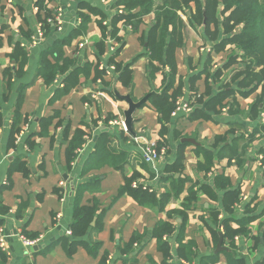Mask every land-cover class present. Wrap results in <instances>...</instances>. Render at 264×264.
<instances>
[{"label": "crops", "instance_id": "1", "mask_svg": "<svg viewBox=\"0 0 264 264\" xmlns=\"http://www.w3.org/2000/svg\"><path fill=\"white\" fill-rule=\"evenodd\" d=\"M35 2L0 0V200L9 207L0 215L5 243L0 247L6 264H263L264 164L258 158L264 148L263 103L256 116L250 114L261 88L242 95L244 89L229 79L234 92L225 105L206 112L209 118L195 117L219 91L220 79L231 67L222 68L213 80L227 61L229 45L215 52L203 26H190L180 13L185 22L183 45L175 50L176 74L169 92L180 83L177 101L188 109L175 107L161 136L159 114L149 99L169 83L164 77L168 69L148 75L144 42L154 14L144 15L136 28L119 21L118 40L109 26L116 0H44L50 15L36 9ZM89 7L105 13V36L97 23L99 14ZM58 10L61 30L52 23L40 42L27 48L38 23L48 22ZM79 12L90 16L84 29L79 28ZM68 35L71 39L62 52L73 61L72 69H78V84L56 96L63 75L54 79L59 84H47L40 73V55ZM102 37L103 51L98 53L96 44ZM222 37L220 33L218 40ZM111 57L121 64L131 62L128 86L115 71L94 79L95 69ZM48 58L54 62L51 54ZM113 84L117 93L130 94L133 101L148 95L133 113L132 131L107 124L108 119L124 121L127 109ZM10 130L17 131L13 142ZM76 130L82 131L84 143L68 164L65 149ZM103 133L109 138L101 151L110 153L104 164L97 146ZM150 142L165 148L163 158L145 160ZM134 174L154 193L151 204L120 193L124 178ZM220 175L229 181L226 188L214 186ZM204 186L212 187L218 198H210ZM228 189L240 192L231 212L221 202ZM80 206L94 208L95 213L87 231L76 237L67 232ZM214 208L220 211L218 220L211 216ZM227 219L231 227L245 230L231 241L223 237L221 222ZM159 220L174 226L164 237L170 254L165 258L153 236ZM219 235L227 250L216 251ZM23 239L35 242L26 245ZM72 242L75 250L68 255ZM180 244H188V259L178 256Z\"/></svg>", "mask_w": 264, "mask_h": 264}, {"label": "trees", "instance_id": "2", "mask_svg": "<svg viewBox=\"0 0 264 264\" xmlns=\"http://www.w3.org/2000/svg\"><path fill=\"white\" fill-rule=\"evenodd\" d=\"M44 0H36L35 5L37 9L44 10L46 15H50V11L45 8ZM115 7H121L123 14L116 13L111 17L109 26L112 36L120 40L117 36L118 22L123 21L133 28L138 27L142 22V17L150 12L154 14L153 25L148 29L145 35L144 42L146 43L148 55V75L153 76L154 72L160 68L167 67L168 72L164 77L169 78V83L164 87L160 93L150 96V103L159 114V121L162 125L161 136L165 130L164 126L169 121L171 113L176 107L177 97L180 93L181 84L169 92V88L176 74V60L175 50L183 45V29L185 22L183 21L179 12L187 16L190 26H203L204 34L209 41H214L213 50L215 52L223 50L227 45L233 46V51L227 58L223 67L219 68L212 75L213 80H217L222 74V68H228L235 63L237 58H241L244 64L242 69L237 70L232 77V83H236L237 88L244 89L240 91L242 95L252 92L261 87V95L255 99L250 106L251 116H256L259 112V106L262 104L264 97V0H161L158 4L155 0H116ZM138 8L137 10H135ZM91 13L99 14L100 18L97 20L98 26L105 36L108 28L103 24L106 18L102 11L89 7ZM81 23L79 28L84 29L86 23L90 19L89 14L79 12ZM205 19V22H204ZM204 24V25H203ZM52 22H43V28L49 32ZM212 26V29H211ZM220 33L222 38L218 40ZM70 35L57 39L51 47L44 50L40 55V73L44 81L50 84L54 81L57 75H63L62 85L56 90V96L66 94L71 88L78 84V69H72L74 65L71 59L64 57L62 52L63 45L70 41ZM103 37L96 44L98 53L103 51ZM51 54L54 62L48 58ZM113 64L114 71L118 74L117 78L122 85L128 86L131 82L130 63L121 64L109 58L104 66ZM95 77H102L105 68L95 69ZM210 75V73L208 72ZM254 84L248 89V84ZM107 84V83H105ZM234 89L230 87L229 83L220 85L219 91L213 96L209 97L205 103V109H197L195 117L209 118L206 112L217 111V107H223V101L230 96ZM206 93L210 94V88H206ZM198 102H202L201 98ZM264 108L263 104L262 107ZM261 129L264 132V123L261 124ZM16 130H10V142L14 141V134ZM98 142V150L107 163V151L103 149L105 142L109 138L108 134L103 133ZM84 143L81 130H76L75 135L72 136L69 144L65 149L66 160L69 164L75 157L76 150ZM161 145V143H160ZM158 147H162L159 146ZM262 162L264 164V148L260 150ZM121 167V165H115ZM136 175H131L124 178V183L120 188V193L128 192L139 204H151L155 199L154 193L148 188H143L141 185L132 187L131 183ZM229 185L228 179L220 175L214 179V186L217 189ZM227 187V186H226ZM224 187V188H226ZM204 192L212 199H217V193L212 187L204 186ZM239 190L228 189L223 193L222 205L228 212L234 210L239 201ZM8 206H5L0 200V215L8 212ZM95 209L88 206L77 207L74 213V219L71 225V233L73 236L79 237L84 234L90 226V222L94 217ZM220 211L217 208L211 210V216L218 220ZM2 218L0 217V226ZM223 237L233 240L234 236L244 233L243 227L233 228L229 225V220L221 222ZM174 226L168 221L159 220L153 228V236L158 243V250L163 253L164 258L170 256L169 245L165 240V236L173 233ZM132 243V242H131ZM75 242L66 249L68 255H71L75 250ZM188 244H180L178 247V256L188 259L185 249ZM6 253L0 247V264H6ZM264 264V263H263Z\"/></svg>", "mask_w": 264, "mask_h": 264}, {"label": "built area", "instance_id": "3", "mask_svg": "<svg viewBox=\"0 0 264 264\" xmlns=\"http://www.w3.org/2000/svg\"><path fill=\"white\" fill-rule=\"evenodd\" d=\"M37 9V7H35ZM124 10L121 8V7H118L117 10H116V13L118 14H123ZM48 22H52L53 24L56 25V27L61 30L62 26H61V23H62V19H61V10H58V12L53 15L52 18H50L48 20ZM44 33H45V29L43 28V24L41 23H38V26L37 28L35 29L34 33L31 35V39L29 41V43L26 44L27 48H31L33 46H36L40 40L43 38L44 36ZM105 68V72L106 73H112L115 69L114 65L113 64H110V65H107V66H104L103 64H101V67L100 69H103ZM54 82H56V84H59L60 81L59 80H55ZM98 93L97 92H94V95L93 96H96ZM180 108H183V109H188L187 107V104L185 102H180V101H177L176 102V109H180ZM107 124L108 126H112V125H119L121 126L123 129L126 130V126L124 124V121L120 120H116V119H108L107 120ZM165 148L164 147H158L156 143L154 142H150L149 144H147V146L145 147V153H144V158L145 160L147 161H156L158 159H161L164 157L165 155ZM259 159L262 158L261 155L258 156ZM264 168V166H262ZM138 185H141L143 188H148L150 191L151 189L148 187L147 184H141L140 181L138 179H134L131 183V186L132 187H137ZM68 234L70 233V231L67 232ZM24 243L26 245H30V244H33L35 241L33 240H29V239H23ZM4 240L2 238V229L0 227V246L1 247H4Z\"/></svg>", "mask_w": 264, "mask_h": 264}, {"label": "water", "instance_id": "4", "mask_svg": "<svg viewBox=\"0 0 264 264\" xmlns=\"http://www.w3.org/2000/svg\"><path fill=\"white\" fill-rule=\"evenodd\" d=\"M112 90L119 99H122V100L126 101V103H127V109L124 111V124H125L127 130L132 131L131 124L133 121V113L137 108H139L147 100L148 95H146L145 97H143L139 101H133L130 94L121 95V94L117 93V91L115 90L114 84L112 85ZM221 243H222V237H221V235H219V240H218V243L216 246V251L227 250L225 247L221 246Z\"/></svg>", "mask_w": 264, "mask_h": 264}, {"label": "rangeland", "instance_id": "5", "mask_svg": "<svg viewBox=\"0 0 264 264\" xmlns=\"http://www.w3.org/2000/svg\"><path fill=\"white\" fill-rule=\"evenodd\" d=\"M179 13H181V12H179ZM184 17H186L185 15H183V18ZM228 49V48H227ZM233 46H229V49L227 50V52H228V54L230 55L231 54V52L233 51ZM227 52H225L226 53V57L228 56L229 57V55L227 54ZM227 57V58H228ZM241 60V58L240 57H238L237 58V60H236V62L235 63H233V64H231V67L230 68H228L227 70H225L226 71V74H224V77L222 78V79H220V85L222 84V83H228V80L230 79L229 77H232V75L237 71V70H239V69H242L243 68V66H244V64L240 61ZM229 73V74H228ZM253 85L254 84H252V83H249L248 84V89H250L251 87H253ZM258 88H261L260 86H258ZM259 93V92H258ZM262 103L264 104V97L262 98ZM263 114V113H262ZM263 118H264V116H263Z\"/></svg>", "mask_w": 264, "mask_h": 264}]
</instances>
